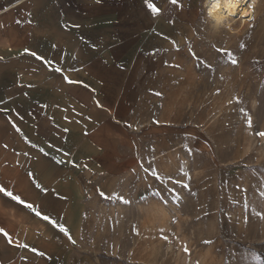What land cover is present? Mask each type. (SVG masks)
<instances>
[{
    "label": "rangeland",
    "instance_id": "374dc122",
    "mask_svg": "<svg viewBox=\"0 0 264 264\" xmlns=\"http://www.w3.org/2000/svg\"><path fill=\"white\" fill-rule=\"evenodd\" d=\"M248 2L252 19L214 31L202 0L195 35L136 79L121 164L85 170L61 264H264V0Z\"/></svg>",
    "mask_w": 264,
    "mask_h": 264
},
{
    "label": "crops",
    "instance_id": "0c3cea01",
    "mask_svg": "<svg viewBox=\"0 0 264 264\" xmlns=\"http://www.w3.org/2000/svg\"><path fill=\"white\" fill-rule=\"evenodd\" d=\"M151 2L161 15L154 16L145 0H0V185L65 226L70 203L85 194V170L121 164L118 142L136 79L176 49L173 40L180 48L196 33L202 0H182V11L168 0ZM25 48L55 63L21 55ZM60 159L65 163L57 164ZM0 227L18 244L46 253L9 245L0 234V264H61L69 248L63 233L3 193Z\"/></svg>",
    "mask_w": 264,
    "mask_h": 264
},
{
    "label": "snow or ice",
    "instance_id": "6c2138e0",
    "mask_svg": "<svg viewBox=\"0 0 264 264\" xmlns=\"http://www.w3.org/2000/svg\"><path fill=\"white\" fill-rule=\"evenodd\" d=\"M224 2L234 6L235 10H237V11L231 12L230 14L226 10H224L225 11V19H226V21H228L230 17L239 18L238 10H239V6H240V0H224ZM168 3H170L173 6L178 7L181 11L184 8L182 0H168ZM145 5H146L147 9H149L150 12L154 16H159V15L162 14V9L160 7H158L156 5V3L151 2V0H145ZM210 6L211 5H209V7ZM189 7H191V6L189 5ZM207 11H208V8H207ZM242 14L243 15H249V13H242ZM17 23H20V21H17ZM29 23H31V21H29ZM170 23H174V21H170ZM0 27H2V25H0ZM224 27H230V24H226ZM172 44H173L174 47H176L177 51H180L179 45L176 43L175 40L172 41ZM53 47H56V45H53ZM217 51L227 54V49H225L223 47L218 48ZM189 52H190V55L193 58H195L197 61H200V63H208L207 61H201L200 57L196 54V52L193 49L189 48ZM24 54H27V55H29L31 57H34L38 61H42L46 66H51V65H53L55 63L54 61L48 60L43 55H40L36 51H32V50H30L28 48H25L23 50V52L21 53V55H24ZM72 58L75 59V57H72ZM3 59H4V57L0 56V60H3ZM231 63L236 65L239 62L236 59H232ZM198 66H199V64H198ZM175 67H179V65H175ZM209 67H211L210 64H209ZM54 70L56 72H63V69L59 68V67H56ZM221 79H223V77H221ZM64 80L68 84L76 83V81H73L72 79H70L67 76H64ZM21 86L23 87V85H21ZM28 87H32V85H28ZM217 94H219V92H217ZM25 95H27V93H25ZM155 95L160 96V95H162V93L156 92ZM236 99H237V103H240L239 98L237 97ZM3 111H7V110L5 109ZM17 115H19V114H17ZM20 118L23 119V117H20ZM247 124H248L249 128L252 127V119H251V117L247 118ZM12 126H13V128L16 129L17 132H21V129L14 122L12 123ZM128 127H131V125H128ZM64 131H68V129H64ZM255 135H257L259 137H264V131H256ZM25 140H27V137H25ZM28 143H30L33 148H37L38 147V145L31 143V141H28ZM4 147L7 148L8 145H4ZM49 147H54V146L50 144ZM38 150H39L40 153L44 154L45 156L49 155V153L46 152L43 147H39ZM57 151L61 152L63 150L62 149H57ZM24 155L27 156L28 153H24ZM64 155L67 156V155H69V153L65 152ZM56 163L57 164H64L65 160H63V159L56 160ZM72 163H73V167H78V165H76L74 162H72ZM133 171H135V170H133ZM145 171L150 172V174L152 176H154L157 179H159V173L158 172L151 171L150 168L149 169H145ZM27 175L32 179V181H33V183H34L36 188L40 189L42 192H47V188H45L42 184L37 182V178H36L34 173L28 172ZM177 183H179V181H177ZM97 192H98L100 197H104L106 199H111L112 198L111 194L106 195L105 191H103V190L97 189ZM0 193H3L4 196L10 197L13 201L18 202L19 204L24 205L27 209H29L32 213H34L37 218L41 219L42 221L48 222L53 228L58 229V231L60 233H63L73 245H75L77 243V241L72 237L68 227H66L65 224H63V223H60L58 219H54L52 217V215L44 213L40 209L39 205H34L32 203H26V201L23 200L20 195H14L12 191L7 190L2 185H0ZM262 195H264V194H262ZM118 199L123 200L124 203H126V204L127 203H131V201L125 200L122 195L118 196ZM257 216L259 218H261V219H264V211L258 212ZM245 222H247V220H245ZM161 231H163V229H161ZM0 234H2L6 238V242L9 245H14V246H16L18 248H22V249H28L29 251H31L32 253H35L36 255H38L40 257L46 256V253L44 251H41V250L37 249L36 247L29 245L28 243L18 244L13 239V237L9 234V232L6 231L2 227H0ZM138 234H139V232L137 231V235ZM163 239L167 241L169 238H168L167 235H165L163 237ZM206 243H211V242L210 241H206ZM184 251L185 252L188 251L187 246L184 247ZM22 259L27 262V257H22Z\"/></svg>",
    "mask_w": 264,
    "mask_h": 264
},
{
    "label": "clouds",
    "instance_id": "9594fccd",
    "mask_svg": "<svg viewBox=\"0 0 264 264\" xmlns=\"http://www.w3.org/2000/svg\"><path fill=\"white\" fill-rule=\"evenodd\" d=\"M209 5H211L209 7ZM208 8L207 17L215 28H221L226 25L225 11L229 14L235 11V7L227 4L224 0H207L205 5Z\"/></svg>",
    "mask_w": 264,
    "mask_h": 264
},
{
    "label": "bare ground",
    "instance_id": "6f19581e",
    "mask_svg": "<svg viewBox=\"0 0 264 264\" xmlns=\"http://www.w3.org/2000/svg\"><path fill=\"white\" fill-rule=\"evenodd\" d=\"M249 4H250V2H248V0H240V6H239V10H238L239 18L230 17L229 20L226 21V24H230V26H231V21H233V20L240 19L241 21H246V20L252 19L254 17V12L251 10V7ZM235 11H237V10H235ZM242 13H249V15H243ZM210 24H211V22H210ZM211 27L214 31H220L224 28V27L215 28L212 26V24H211Z\"/></svg>",
    "mask_w": 264,
    "mask_h": 264
}]
</instances>
